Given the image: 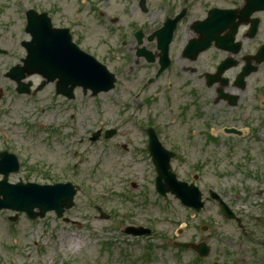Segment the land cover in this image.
<instances>
[{"label": "rangeland", "instance_id": "obj_1", "mask_svg": "<svg viewBox=\"0 0 264 264\" xmlns=\"http://www.w3.org/2000/svg\"><path fill=\"white\" fill-rule=\"evenodd\" d=\"M5 1L0 0V10ZM63 1L67 6L77 2ZM12 12H16V6L12 3L6 4L3 11H0L3 14L0 18L4 36L2 44L9 49L7 55L0 56V86L6 92L0 100L1 111H4L2 114L0 112V118L7 128L12 126L8 131L9 135L20 141L26 154L33 153V159L31 162L24 161L23 171L14 174L11 180L16 181L27 175L43 183L55 179H72L80 185L81 191L75 206L67 209V217L72 219L68 222L58 218L54 212H48L44 218L34 220L23 213L16 221H11L15 212L0 210V264H184L189 260L190 254L184 253L183 260L175 262V251L170 241L177 237L176 232L183 223L187 222L186 231L181 236L183 239L194 237L214 242L216 233L233 231L217 216V207L213 202H207L206 209L198 219V216L187 217L188 211L175 196L169 195L167 201L157 196L152 182L154 175L150 174V164L142 151L143 132L141 134L134 130L133 122L129 121L126 114L127 109L121 102L133 98L126 84L128 80L125 73L120 75L122 82L117 90L96 98L90 92L83 94L79 90L74 101L62 99L54 103L51 95L55 90L52 85L46 86L35 97L17 96L15 82L4 75L19 60L18 56L24 54L23 46L19 44L24 36L17 28V17ZM84 15L87 19H84L82 26L76 28L77 32L86 33L88 46L93 50L101 49L102 53L105 52L106 45L100 43V37H104L102 26L92 12ZM8 22L12 25L11 32ZM117 33L116 30L112 35L116 38ZM137 74L135 72L132 75L136 77ZM31 79L38 81L34 77ZM263 84L264 82L258 83ZM154 88L153 86L150 91H146L151 100ZM179 97L181 95L178 93H174L170 99L157 96L153 103L161 114L159 126L165 127L164 130L172 135L167 140L169 148H176L178 142H183L177 137V133L182 131V125L187 127L188 123L185 121L186 117L182 118L174 107ZM180 103L184 104L185 100ZM134 107L141 109L138 103ZM99 112L101 113L98 115ZM259 113L263 114L264 111L259 110ZM146 114L148 119L149 113ZM260 119L264 117L261 115ZM113 125L117 128V133L109 140L104 134L95 144L87 139L97 129L101 128L104 132L114 128ZM80 139L84 142L78 148L77 140ZM217 148L219 147H213ZM258 149L257 144L243 142L236 146L234 156L240 160V155L247 154V150L254 152ZM76 150L78 152L75 154ZM187 151L188 158L195 161L197 153L192 148ZM223 152L228 154V149ZM110 159L113 161L108 165L106 162ZM180 163L182 170L191 166L190 163ZM73 164H76V168L72 167ZM205 173V184L214 182L219 185L231 181L230 178L217 177L212 167L207 168ZM131 178L137 180L139 189H130ZM125 189L135 194L134 202L118 197L119 191L123 194ZM260 191L257 189V195L250 201L240 192H234L239 200L238 209L242 212L253 210L248 212V216L257 213L264 199ZM95 203L102 206L111 218H102ZM125 213L127 216H124ZM129 219L137 221V224L155 227L157 233L140 237L135 242L130 240L131 237L124 239L125 233L119 231L118 225L130 223ZM202 222L209 226L208 231L199 229L198 225ZM246 222V232L248 228L249 231L256 230L258 236L261 234L260 226L252 221ZM242 232V229L236 230L235 235L239 237ZM78 241L80 246L75 244ZM148 245H151V252L155 255L153 259H147ZM214 257L213 254L212 258Z\"/></svg>", "mask_w": 264, "mask_h": 264}, {"label": "flooded vegetation", "instance_id": "obj_2", "mask_svg": "<svg viewBox=\"0 0 264 264\" xmlns=\"http://www.w3.org/2000/svg\"><path fill=\"white\" fill-rule=\"evenodd\" d=\"M94 1L96 7L91 10L97 11L99 21L104 24V37H100V43H113L105 37L108 33H113L108 23L124 27L121 37H116L117 40L124 43L128 39L135 41L132 55H105L107 62L114 67L123 63L125 70L131 68L133 71L139 65L145 67L146 63L150 64L152 59L149 57L154 56L155 59L151 62L154 66L151 68L156 76L162 64L167 63L165 52L157 48L159 42L156 39L172 34L168 48L171 66L162 75L156 76V82L164 81L168 89L173 85L170 91L183 92L187 99L182 111L188 114V128L186 130L183 127L185 130L177 133V137L183 141L180 144H190L188 147L197 153V170L190 172L186 180L189 177L193 179L196 175L200 179L209 167L222 178L237 175L241 170L244 187L261 180L264 165H259L256 170L252 169L248 161L241 163L243 154L239 160L235 158L234 151L236 146L243 142H253L256 138L264 144V136L258 137L260 133L264 134V119H260L261 115L264 117V113H259V110L264 111V84L258 85L264 82V72L261 74L264 69V53L259 55L258 61L262 60L261 62L254 58L264 45V0ZM14 2L16 12L12 13L16 15L17 28L24 36L19 43L24 48V55L25 42L31 37L28 27L46 32L52 26H66L74 33L73 25L83 11L73 3L64 5L66 3L63 0H6L1 10L6 4ZM209 15L214 16L211 24L205 22ZM2 17L3 14L0 13V18ZM83 19H87L85 15ZM8 24L11 31L12 25ZM217 31L227 39L223 43H229L228 46L220 47V41L216 39L219 35L216 34L210 46L202 49L209 42L205 41L209 36L204 38L203 35ZM233 31H236L234 35L231 34ZM81 37L77 34V38L82 41ZM150 37L155 41L147 42ZM117 59L115 64L114 60ZM252 67L256 71L244 75ZM117 71L118 69L116 74ZM38 79L41 80L39 77ZM148 79L142 84L139 99L145 92ZM51 84L56 86V82L47 85ZM36 87L38 86H34ZM54 97L65 99L63 93L55 94ZM146 101L144 97L141 104L144 106ZM158 134L161 135V132ZM215 146L219 148L213 149ZM225 149H228V154L223 152ZM2 151L16 154L10 146H1L0 153ZM246 152L247 157L255 156L252 151ZM257 184L264 187V180ZM261 219H264V208ZM240 235L237 237L235 233H231L217 238L218 261L223 264H264V236L261 238L248 230Z\"/></svg>", "mask_w": 264, "mask_h": 264}, {"label": "water", "instance_id": "obj_3", "mask_svg": "<svg viewBox=\"0 0 264 264\" xmlns=\"http://www.w3.org/2000/svg\"><path fill=\"white\" fill-rule=\"evenodd\" d=\"M58 61L52 60L54 65ZM34 68L42 69L41 61H35ZM79 74H82L79 69ZM75 190L70 184L66 186H39L37 184L31 185H8L6 180L0 182V206L13 207L17 210H25L31 216H36L38 213L34 212L35 207L41 208V215H45L48 209H57L60 215L63 214L64 207L73 205V195ZM3 195V197H1Z\"/></svg>", "mask_w": 264, "mask_h": 264}, {"label": "bare ground", "instance_id": "obj_4", "mask_svg": "<svg viewBox=\"0 0 264 264\" xmlns=\"http://www.w3.org/2000/svg\"><path fill=\"white\" fill-rule=\"evenodd\" d=\"M79 243H80V241L76 242L75 244H77L78 246H80ZM75 244H74V245H75ZM64 248H65V246H64ZM66 249H69V248H66Z\"/></svg>", "mask_w": 264, "mask_h": 264}]
</instances>
